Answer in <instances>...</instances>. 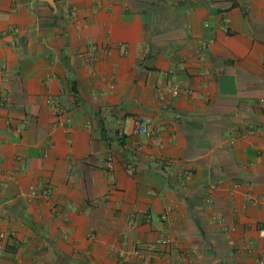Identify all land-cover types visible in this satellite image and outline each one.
Wrapping results in <instances>:
<instances>
[{
  "label": "crops",
  "instance_id": "1",
  "mask_svg": "<svg viewBox=\"0 0 264 264\" xmlns=\"http://www.w3.org/2000/svg\"><path fill=\"white\" fill-rule=\"evenodd\" d=\"M260 100L264 0H0V264H264Z\"/></svg>",
  "mask_w": 264,
  "mask_h": 264
},
{
  "label": "built area",
  "instance_id": "2",
  "mask_svg": "<svg viewBox=\"0 0 264 264\" xmlns=\"http://www.w3.org/2000/svg\"><path fill=\"white\" fill-rule=\"evenodd\" d=\"M120 46H122L121 44H119ZM122 52H125L126 49L124 47H122ZM172 92L173 93H178V92H185L186 90L184 88H172ZM261 106H264V100H260L259 101ZM132 125H131V130L134 133H142L145 135H150L154 132L153 128H152V123H153V118L150 114L147 113H137L132 115ZM118 124L121 125V122L118 121ZM256 128V127H255ZM118 135H121V131H118ZM107 166H110V162H107ZM260 233H262V230H259ZM13 240L11 241L13 245H17V243L15 242V239L12 238ZM171 241V238L169 235H167L166 233H159L155 240H154V244L157 246H163V245H167L169 244V242ZM131 252L135 255H137V257L141 260V262L143 261H148L149 257L147 254L142 252V247L139 246L138 244H134V246L131 248ZM126 259L125 254H120V258L117 260L118 264H121L124 260ZM252 264H261L260 261H255Z\"/></svg>",
  "mask_w": 264,
  "mask_h": 264
},
{
  "label": "water",
  "instance_id": "3",
  "mask_svg": "<svg viewBox=\"0 0 264 264\" xmlns=\"http://www.w3.org/2000/svg\"><path fill=\"white\" fill-rule=\"evenodd\" d=\"M50 1V0H49Z\"/></svg>",
  "mask_w": 264,
  "mask_h": 264
}]
</instances>
